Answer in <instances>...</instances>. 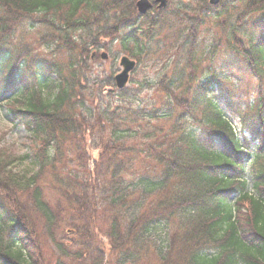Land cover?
<instances>
[{"label":"trees","instance_id":"trees-1","mask_svg":"<svg viewBox=\"0 0 264 264\" xmlns=\"http://www.w3.org/2000/svg\"><path fill=\"white\" fill-rule=\"evenodd\" d=\"M137 1L0 0V103L32 140L23 157L0 144V264H264V0H190L160 22ZM213 17L212 52L227 47L247 86L202 77ZM36 30L49 56L24 47ZM166 37L162 100L113 109L91 47L120 42L141 63Z\"/></svg>","mask_w":264,"mask_h":264},{"label":"rangeland","instance_id":"rangeland-1","mask_svg":"<svg viewBox=\"0 0 264 264\" xmlns=\"http://www.w3.org/2000/svg\"><path fill=\"white\" fill-rule=\"evenodd\" d=\"M188 4V7L195 8L196 3L191 2L190 0H185L184 4ZM180 5L179 1H172L170 4V8L167 13L174 12L176 8ZM244 9L242 5L238 7V10L234 12V14L240 15L241 11ZM193 15V13H190ZM215 15V14H213ZM211 24H205L204 28L201 30V36L199 41V50L201 51L200 57H204L205 62L202 64V77L210 76L211 73H216L218 76H224L229 79V82H232L233 86H239L242 82L247 86V83L251 81L247 77V75L241 72L238 68L233 65V61H235V57L232 53H230L227 47H223L219 49V51L213 54V39L217 42L221 39L222 34L218 28L219 20L215 21V18H212ZM157 42L153 43L151 53L148 56H142V62L138 63L137 69L131 77L130 85L127 88V99L123 100L119 97L118 91L114 88H111V84L108 87L103 88L104 93L112 94L110 102L112 103V108H116L117 105H122V103L127 104L130 107L137 108L138 106H150L154 103H157L162 100V94L158 90V85L162 80L163 76L166 73V67L172 63H174L177 50L176 48H172L171 40L166 37L163 41H160L161 50L158 51L156 48ZM24 47L29 48L34 55H38L41 57L42 55L49 56L51 49L47 46L39 43L38 32L33 31L31 34L24 35L23 41ZM103 50V51H102ZM48 52V54H47ZM102 52H107L110 55L109 61L107 62H97L92 70L94 75L93 79L97 81L105 82V78H109L111 75L115 76L120 72L121 68L119 66V60L122 56L128 55L124 52L123 47L120 45V42L109 43L107 47L100 48L99 56ZM130 56V55H129ZM30 57V59H31ZM101 57V56H100ZM131 57V56H130ZM132 58V57H131ZM24 56L19 58V61L23 62ZM133 59V58H132ZM210 59V60H209ZM135 60V59H134ZM1 67V65H0ZM212 68V72L207 71L208 68ZM254 84L249 93L244 90V94L249 95V103L254 104V101L257 98L256 84ZM103 85V83H102ZM109 97V96H108ZM101 101H105L102 97ZM99 101H96L98 104ZM233 125L236 127L238 134L244 135L243 130L245 127L241 120L237 117H232ZM32 143L31 135L24 128V126L13 123L12 117L8 112L5 104L0 103V144L3 148H5L12 156L14 157H23L31 155L30 145ZM257 142L251 143L253 147H255ZM99 151H95L94 149H90L89 157L93 161L99 158ZM32 160L26 159L21 165L20 169L25 170L28 174H33L37 169L35 166L31 165ZM50 198L57 199L56 195H50ZM43 221L42 218H40ZM154 260L150 259L148 264H153Z\"/></svg>","mask_w":264,"mask_h":264},{"label":"water","instance_id":"water-1","mask_svg":"<svg viewBox=\"0 0 264 264\" xmlns=\"http://www.w3.org/2000/svg\"><path fill=\"white\" fill-rule=\"evenodd\" d=\"M167 1L168 0H158V2L162 3L161 7H165L167 5ZM219 2H220V0H210V3L212 5H216ZM137 7H138L139 13L141 15H144L152 8V4L148 0H140L137 4ZM102 59L107 60L108 55L106 53L103 54ZM120 67H122V71H121V73L116 75L115 85H116L117 89L123 90L127 87L129 80H130V75L136 68V62L131 60L128 57H123L120 60Z\"/></svg>","mask_w":264,"mask_h":264},{"label":"flooded vegetation","instance_id":"flooded-vegetation-1","mask_svg":"<svg viewBox=\"0 0 264 264\" xmlns=\"http://www.w3.org/2000/svg\"><path fill=\"white\" fill-rule=\"evenodd\" d=\"M150 1L153 3V9L150 12V14H151L150 17H152V19H162L165 16L164 14L167 13V11L164 9H161L159 7V5L156 3L157 0H150ZM172 1H174V0H170V4ZM176 1L180 2V6H186L187 5V2H186V4H184L185 0H176ZM214 8H217V7H214ZM208 10H211V9H208ZM208 10L204 9L202 11H203V13H207L208 15H210L211 13H208L209 12ZM213 14H215V13H213Z\"/></svg>","mask_w":264,"mask_h":264}]
</instances>
